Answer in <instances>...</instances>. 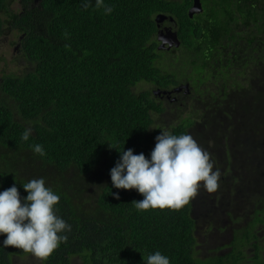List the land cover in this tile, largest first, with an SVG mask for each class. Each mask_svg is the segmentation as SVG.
<instances>
[{"label":"trees","instance_id":"16d2710c","mask_svg":"<svg viewBox=\"0 0 264 264\" xmlns=\"http://www.w3.org/2000/svg\"><path fill=\"white\" fill-rule=\"evenodd\" d=\"M259 1L204 0V10L190 17L192 0H104L113 8L110 15L95 0L87 10L82 0H23L20 11L0 0V35L19 31L20 50L31 64L24 74L0 79V191L15 184L24 197L22 184L43 177L60 196L56 214L72 225L43 264H76L75 256L80 264H144L155 251L171 264H199L191 200L179 210L138 211L132 201L142 194L114 188L110 169L123 148L148 157L161 134L151 128L152 111L160 110L155 99L148 89L134 90L160 76L154 64L157 14L175 17L185 49L198 41L202 50L217 48L225 29L240 39L262 34L261 27L256 33V20H264ZM25 128L32 129L27 142L21 140ZM33 144L43 145L45 155L34 154ZM100 168L106 179L94 195L91 179ZM24 254L0 247V264Z\"/></svg>","mask_w":264,"mask_h":264},{"label":"flooded vegetation","instance_id":"af4514ba","mask_svg":"<svg viewBox=\"0 0 264 264\" xmlns=\"http://www.w3.org/2000/svg\"><path fill=\"white\" fill-rule=\"evenodd\" d=\"M203 2L202 10L193 16L204 10ZM14 4L22 9L23 0H11L9 8ZM193 4L194 0L188 14ZM255 5L263 8L264 0ZM162 14L154 61L160 76L143 82L160 109L152 111L151 128L173 132L183 126L182 134L197 132L213 170L221 172L222 189L207 193L216 211L194 224L195 257L199 264H264V31L240 39L237 29L233 38L229 28L220 34L217 48L208 44L201 50L197 41L188 50L178 35L175 17ZM256 23V33L260 27L264 30V20ZM173 32L179 45L168 41ZM161 37L168 43H160ZM192 53L199 57L189 59ZM256 123L261 124V133ZM219 203L224 205L217 210Z\"/></svg>","mask_w":264,"mask_h":264},{"label":"clouds","instance_id":"9594fccd","mask_svg":"<svg viewBox=\"0 0 264 264\" xmlns=\"http://www.w3.org/2000/svg\"><path fill=\"white\" fill-rule=\"evenodd\" d=\"M90 4L91 0H82L84 10ZM95 7L103 8L105 15L113 12L104 0H95ZM160 43L168 42L161 37ZM31 135L32 129L25 128L21 140L27 142ZM155 140L148 157L143 152L134 154L132 148L118 150L119 158L110 169L114 188L135 189L142 194L143 199L132 201L138 211L179 210L198 194L201 187L210 194L217 191L220 169L213 170L209 152L190 134L176 135L162 130ZM29 148L34 154L45 155L41 144L29 145ZM22 186L27 192L24 197L15 184L0 191V236H4L0 247L14 246L26 252L24 256L31 253V257L43 264L59 244L67 240L66 233L71 232L72 225L56 214L58 209L54 206L59 203L60 196L46 186L43 177L31 179ZM111 194L119 199V192ZM144 264L171 262L167 255L155 251L147 256Z\"/></svg>","mask_w":264,"mask_h":264},{"label":"rangeland","instance_id":"374dc122","mask_svg":"<svg viewBox=\"0 0 264 264\" xmlns=\"http://www.w3.org/2000/svg\"><path fill=\"white\" fill-rule=\"evenodd\" d=\"M11 9L13 11H19L20 6L17 4H14L13 7H11ZM3 17H5V14H3ZM19 40H20V33L17 30L5 32L0 35V79L4 77L5 75H10V74L21 75L31 69V64L29 63L27 58L24 56V54L21 52L20 47L18 48ZM148 86H149L148 84H144L143 82H141L135 86L134 90L140 91L142 89L148 88ZM258 121L259 120H256V117H255V122H258ZM254 126L259 133L262 132L261 131L262 127L260 123H256ZM191 136L197 141V143L202 149L206 150L205 146L202 145V143L199 141V136L197 135V132H195ZM105 179H106L105 174L102 168L98 169L94 173L91 179L94 184V188L92 189V193L94 195H97V193H99L100 191L99 187L103 185ZM252 181L253 183L257 182L256 179H253ZM221 189H222V186L220 185V182H219V187L217 191ZM200 192H206V191L201 187L198 190V194L194 197V199L202 201V203L200 204V208H199L200 214L195 215V216L197 217V221L203 222L205 219H208L209 213L214 212L216 210L213 208L214 202L211 203L209 196H207L208 200H206L205 196ZM223 205L224 203H219V208L217 210H219ZM204 213H205V216H202ZM198 216H202V217H198ZM28 254L29 255L22 256V257L15 256L13 260V264H39V261L35 260V257H31V253H28ZM74 261L76 264H78L80 262V259L77 257V258H74Z\"/></svg>","mask_w":264,"mask_h":264},{"label":"water","instance_id":"95a60500","mask_svg":"<svg viewBox=\"0 0 264 264\" xmlns=\"http://www.w3.org/2000/svg\"><path fill=\"white\" fill-rule=\"evenodd\" d=\"M201 10H202L201 0H194V4H193L192 8L189 10V14L192 17L193 14L198 13ZM164 18H165V15H163L162 13H159L156 16V22H159L160 20H162ZM170 34H171V40H170V37L168 39L170 44H173L175 42L176 45H179L180 41L177 38L176 33L173 32V33H169V35ZM200 193H202L205 196L206 200H208V197H207L208 195H207L206 192H200ZM201 203H202V201L196 200V199H194V197L191 199L190 215L194 219V221H197V217L195 215H199L200 214L199 208H200V204ZM202 216H205V213ZM202 216H198V217H202Z\"/></svg>","mask_w":264,"mask_h":264}]
</instances>
